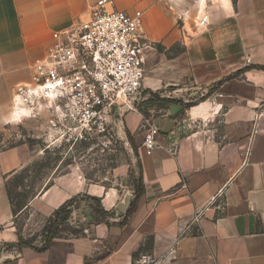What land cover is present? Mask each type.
<instances>
[{
	"label": "crops",
	"instance_id": "0c3cea01",
	"mask_svg": "<svg viewBox=\"0 0 264 264\" xmlns=\"http://www.w3.org/2000/svg\"><path fill=\"white\" fill-rule=\"evenodd\" d=\"M97 1L0 0V124L14 118L15 88L31 82L55 33L88 19ZM115 8L142 12L149 43L136 108L116 110L119 133L136 147L118 168H135L145 191L123 221L116 206L127 194L133 201V189L92 184L72 169L52 175L32 210L49 217L86 194L115 211L111 224L85 217V233L62 254L13 253L4 247L19 237L7 183L39 155L26 142L0 151V264H264V0H115ZM203 14L208 25L198 28ZM151 128L158 146L148 154Z\"/></svg>",
	"mask_w": 264,
	"mask_h": 264
},
{
	"label": "built area",
	"instance_id": "2783aa9c",
	"mask_svg": "<svg viewBox=\"0 0 264 264\" xmlns=\"http://www.w3.org/2000/svg\"><path fill=\"white\" fill-rule=\"evenodd\" d=\"M142 15L117 10L115 0H98L88 19L55 33L47 54L32 65L31 82L15 88L14 109L41 101L55 107L72 143L109 135L111 114L134 110L143 88L149 43L141 30ZM207 25L203 14L196 26ZM156 134V128L145 132L148 154L158 146Z\"/></svg>",
	"mask_w": 264,
	"mask_h": 264
},
{
	"label": "rangeland",
	"instance_id": "374dc122",
	"mask_svg": "<svg viewBox=\"0 0 264 264\" xmlns=\"http://www.w3.org/2000/svg\"><path fill=\"white\" fill-rule=\"evenodd\" d=\"M20 108L27 112L18 117L14 115L10 122L0 124V151L26 142L39 156L22 168L16 174L17 178H10L14 192L29 196L30 201L51 180L52 175L65 174L71 169L92 184L124 192L133 188L134 178L137 177L135 168H129L126 174L118 168L120 165L127 167L131 159L135 158V152L128 137L124 138L122 132L119 133V127L123 125L116 111L110 117L109 135L72 143L66 138L59 116L53 110L55 107L49 109L46 102L41 101L24 104ZM53 120L57 125H54ZM18 181L21 183L18 184ZM76 210L78 208L72 214L71 224L53 241V251L57 254L68 249L69 240L75 237L74 229L78 228L85 233V219L77 216ZM47 218L28 206L15 216L14 226L24 238L32 239L34 246L43 247L44 238L41 233ZM4 247L13 253L19 251L12 244Z\"/></svg>",
	"mask_w": 264,
	"mask_h": 264
},
{
	"label": "trees",
	"instance_id": "16d2710c",
	"mask_svg": "<svg viewBox=\"0 0 264 264\" xmlns=\"http://www.w3.org/2000/svg\"><path fill=\"white\" fill-rule=\"evenodd\" d=\"M233 77V76H232ZM207 96L204 95L202 98H206ZM128 139L129 142L132 145V148L134 152L136 153V147L134 145L133 139L131 135L128 133ZM17 178L16 175L13 176V179ZM21 180V179H20ZM21 181H18V184H20ZM132 189L134 190L133 195V201L131 203V206L124 215V220H127V218L135 211L137 206V201L140 199V197L143 195L145 191V187L143 184V181L141 179V176L135 177ZM7 189H8V196L10 198V202L12 205V212L14 217L17 216V214L24 209L28 208L29 206V196L22 194V193H16L14 192L11 180H8L7 183ZM82 202H88L92 205V207L95 210L96 222H106L108 224H111L110 220L108 219L109 216H111L115 211H107L104 209V207L101 204V200L98 197L86 195V194H78L69 200H67L65 203H63L58 209H56L46 220L43 228L41 236L44 238V245L43 247H37L34 246L32 239H26L22 236L20 232H18V241L15 244H12L13 246H17L19 250H22L25 247L33 248L37 251H47L52 247L54 239L59 237L60 232L66 229L67 226L71 224L72 214L75 209L79 208ZM71 229V228H70ZM75 237H78L80 235H83V230H80L78 228L74 229ZM151 246V243H150ZM149 247V243L146 245V248ZM145 249H140L138 253L135 254V257L139 256L140 252Z\"/></svg>",
	"mask_w": 264,
	"mask_h": 264
},
{
	"label": "water",
	"instance_id": "95a60500",
	"mask_svg": "<svg viewBox=\"0 0 264 264\" xmlns=\"http://www.w3.org/2000/svg\"><path fill=\"white\" fill-rule=\"evenodd\" d=\"M131 203H132V195L127 194L125 196V200L117 204L116 209L121 214H126L131 206ZM89 207L90 205L88 203L86 202L81 203L80 208L82 209V211L80 212V217L81 218L87 217L89 221L92 222L95 221L96 217L87 214V212H89L88 211Z\"/></svg>",
	"mask_w": 264,
	"mask_h": 264
},
{
	"label": "bare ground",
	"instance_id": "6f19581e",
	"mask_svg": "<svg viewBox=\"0 0 264 264\" xmlns=\"http://www.w3.org/2000/svg\"><path fill=\"white\" fill-rule=\"evenodd\" d=\"M27 111L25 109H21L19 108L16 112H15V116L18 117L20 114H24Z\"/></svg>",
	"mask_w": 264,
	"mask_h": 264
}]
</instances>
